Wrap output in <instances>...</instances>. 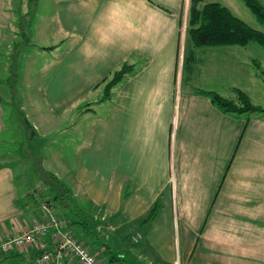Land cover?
Wrapping results in <instances>:
<instances>
[{"label": "crops", "instance_id": "crops-1", "mask_svg": "<svg viewBox=\"0 0 264 264\" xmlns=\"http://www.w3.org/2000/svg\"><path fill=\"white\" fill-rule=\"evenodd\" d=\"M194 1H55L61 36L42 45L53 54L42 68L43 89L60 91L69 106L72 91L109 79L124 62L132 67L112 86L109 107L93 112L96 142L75 175L101 210L98 248L86 244L100 264H264V116L224 113L195 91L231 98L237 87L250 94L249 78L264 84V52L256 43L193 46L183 31L190 5L229 8L224 0ZM11 13L0 0V43L14 33ZM3 113L0 103V131ZM104 135L111 137L106 151L98 149ZM27 189L23 195L32 193ZM19 198L4 160L0 240L48 216L29 210L32 222H23ZM0 264L38 263L32 249H15L0 251Z\"/></svg>", "mask_w": 264, "mask_h": 264}, {"label": "rangeland", "instance_id": "rangeland-1", "mask_svg": "<svg viewBox=\"0 0 264 264\" xmlns=\"http://www.w3.org/2000/svg\"><path fill=\"white\" fill-rule=\"evenodd\" d=\"M55 1L8 0L12 12L10 19L14 23L10 30H14V33L6 32L0 43V103L5 124L0 131V162H9L15 172V185L19 199L23 201L26 219L23 222H32L27 215L29 210L38 219L44 214L67 218L60 214L55 205L56 197L51 212L40 209L42 196L48 193L46 186L49 184L54 187L52 196L67 193L64 198L71 207L89 215L90 220L93 218L98 226L101 210L78 189L75 175L83 164L85 154L96 142V118L93 112L99 113V105L101 109L109 107L111 89L109 95L104 97L106 76L91 89L72 91L69 106L62 105L60 91L43 89L44 84L40 81L42 68L53 54L44 52L40 46L53 44L61 36L55 18ZM224 2L233 14L249 26L263 30L261 23L241 0ZM186 29L184 25V35ZM67 44L65 42L60 48L66 49ZM257 49L264 52L260 47ZM260 60L263 70L264 60ZM253 70L256 74L259 68L254 67ZM258 73L261 74V71ZM248 81L247 90L251 95L245 93L253 103H260L264 107V84L257 76ZM92 108H95L91 110L92 113L84 112ZM110 139V135L98 137V149L106 151ZM25 187L28 191L29 188L32 190L28 196L26 193L23 195ZM65 202L62 204L67 210L68 203ZM109 220L110 217L106 222ZM25 226L20 224L17 230ZM73 235L76 237L75 232Z\"/></svg>", "mask_w": 264, "mask_h": 264}, {"label": "trees", "instance_id": "trees-1", "mask_svg": "<svg viewBox=\"0 0 264 264\" xmlns=\"http://www.w3.org/2000/svg\"><path fill=\"white\" fill-rule=\"evenodd\" d=\"M197 0L194 1V3ZM245 6L249 8L255 18L261 23L263 30L255 29L249 26L245 21L232 13L225 5L219 2H206L201 7L196 8L194 4L189 7V15L187 20L186 36L193 46H221V45H240L244 46L248 43H256L264 49V0H241ZM42 49H50L51 46H42ZM131 65L124 62L118 69L113 71L111 77L104 85V97L109 95V90L117 82L121 81L125 74L131 70ZM264 78V77H263ZM198 93L206 95L212 104L220 111L238 116L241 114H260L264 116V107L253 103L249 96L240 88H234V96L229 98L212 90H195ZM26 123V122H25ZM47 182V181H46ZM52 187L46 186L48 193L42 196L40 203L43 206L53 208L54 198L57 201L60 214L66 215L68 219V228L75 232L76 237L88 244L92 249L98 248L99 233L96 231L94 219L90 220L89 215L83 214L71 207L64 196H52ZM66 190V189H65ZM64 193V195H63ZM59 199V200H58ZM65 199V200H64ZM66 201V202H65ZM65 202L68 209H64ZM62 207V210L60 208ZM155 205L150 208L145 220H149L155 212ZM41 221V220H40ZM98 227V226H97Z\"/></svg>", "mask_w": 264, "mask_h": 264}, {"label": "built area", "instance_id": "built-area-1", "mask_svg": "<svg viewBox=\"0 0 264 264\" xmlns=\"http://www.w3.org/2000/svg\"><path fill=\"white\" fill-rule=\"evenodd\" d=\"M32 249L38 264H100L89 247L73 235L68 219L48 215L0 240V251Z\"/></svg>", "mask_w": 264, "mask_h": 264}]
</instances>
